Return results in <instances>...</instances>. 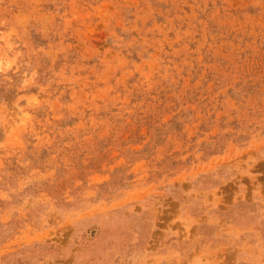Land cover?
I'll list each match as a JSON object with an SVG mask.
<instances>
[{
    "label": "rangeland",
    "instance_id": "1",
    "mask_svg": "<svg viewBox=\"0 0 264 264\" xmlns=\"http://www.w3.org/2000/svg\"><path fill=\"white\" fill-rule=\"evenodd\" d=\"M0 264H264V0H0Z\"/></svg>",
    "mask_w": 264,
    "mask_h": 264
}]
</instances>
